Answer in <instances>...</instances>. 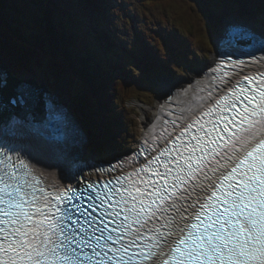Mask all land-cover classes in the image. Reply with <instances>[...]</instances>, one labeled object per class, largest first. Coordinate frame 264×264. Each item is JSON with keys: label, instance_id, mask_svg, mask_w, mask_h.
<instances>
[{"label": "snow or ice", "instance_id": "1", "mask_svg": "<svg viewBox=\"0 0 264 264\" xmlns=\"http://www.w3.org/2000/svg\"><path fill=\"white\" fill-rule=\"evenodd\" d=\"M241 40L256 74L222 80L223 94L206 111L178 127L170 122L164 148L146 166L96 194L105 198V215L123 220L115 237L104 236L107 225L94 229V245L72 227L78 221L68 205L76 192L40 187L24 160L11 155L20 150L8 137L37 127L39 107L56 116V105L33 99L23 86L4 99L9 84L0 80V264H264V56L254 55L264 53V36L243 33ZM89 247L90 255L83 251Z\"/></svg>", "mask_w": 264, "mask_h": 264}, {"label": "trees", "instance_id": "2", "mask_svg": "<svg viewBox=\"0 0 264 264\" xmlns=\"http://www.w3.org/2000/svg\"><path fill=\"white\" fill-rule=\"evenodd\" d=\"M148 1L151 6H160L163 18H168L169 22L166 20L164 26H157L142 37L131 52L128 50V58L133 62L130 64L121 56L125 53H122L118 39L108 31V27L120 35L124 31L111 24L112 16L108 11L110 7L107 8L108 14L100 10L98 20L88 23L85 13L81 15L80 12H74L72 15L65 13L62 9V4L65 3L61 0H0L2 16L0 28L4 34L2 37L6 38L8 42L6 46L14 60L29 61L34 69L44 66L48 68L49 76L56 73L57 68H61L62 72L66 71L71 77L69 81L74 88L71 95L69 92L68 95L74 105L82 110L84 117L78 115L76 111L75 115L84 119L87 131L89 128L95 130L98 146L107 151L117 150L116 141L113 140L114 133L124 132L127 126L132 125L128 124V121L133 122V120L132 114L128 113L127 104L138 97L134 95L140 93L139 91L148 84L150 78L152 80L149 70L154 72L164 69L162 63L168 64L167 61L161 60L164 52L170 60L178 59L176 63L173 62L177 67L179 64L182 65L181 62L187 60L184 57L188 54L187 47L192 44L191 36L196 24L190 2L199 4L200 1ZM201 1L212 4L215 0ZM106 3L111 4L109 0ZM75 7L81 8V4L75 3ZM177 23L182 27L178 28ZM91 27L98 33L102 30L108 31L106 35L103 33L107 39L103 46L105 49L94 42L92 34H97L90 32ZM0 47L5 46L0 42ZM117 79H120L122 85L125 83L128 85L132 95L121 98ZM118 97L122 101H119ZM120 102L122 106L115 109ZM102 104H105L106 108L111 106L108 113V109L102 107ZM96 117H100V123L97 122ZM98 124L102 126L105 137L108 131H111L110 141H106L107 143L100 139ZM87 133L89 140L93 141V134Z\"/></svg>", "mask_w": 264, "mask_h": 264}, {"label": "rangeland", "instance_id": "3", "mask_svg": "<svg viewBox=\"0 0 264 264\" xmlns=\"http://www.w3.org/2000/svg\"><path fill=\"white\" fill-rule=\"evenodd\" d=\"M115 1L117 5H120L122 8L128 6V15L129 13H134V12H137L139 15H142V17L139 19L136 25L128 24V32H127L128 34L126 35L125 39L127 41L126 44L128 48H132L135 46L133 45V43L135 42V38H136L134 34V29H139L143 27V29H147L146 31L150 33L149 31L152 32V29L150 30L148 27L152 26V23L150 22L148 23L147 22L148 20L145 17L146 15L144 13L145 9L143 5L144 1L142 0H115ZM193 1H200V2L199 4H193L192 2L189 1L190 9L192 10L193 12L192 15L194 16L193 20L196 26L194 27L193 35L191 36L192 44L189 47H187L188 50L186 51V53L188 54L184 55V57L187 60L182 61L181 63L183 64L182 65L179 64V66L177 67L174 63H176L178 59H174V61H172L168 58L167 53L164 52V56L161 58V60H164L165 62L167 61L168 64L162 63V66L165 67L166 71L168 72L165 71L161 73L162 71L161 72L154 71L155 74H153V72L148 69L151 72L152 80L150 78L148 80V84L142 87V89L139 91L140 93L134 95V97L137 96L138 97L130 100L127 104V107L129 109L128 113L132 114V120H133V122L128 121V124H132V125L127 126L124 132L116 131L114 133L113 140L116 141L115 147L117 150L113 151L114 149H109V151H107L100 148L97 144L96 135H94L95 130L93 128L92 129L89 128L88 129L89 131L87 132H89V134H93L94 139L93 141H89L88 139L87 141H83L84 143H82V145L85 146V154H87L88 156L98 157L100 159L103 158V160H106L112 157L113 155L117 154L116 152L118 151V149H123L128 146H130V149L134 148V146L137 144L141 131L144 130L145 128L142 123L143 122L141 117L142 113L138 105L154 107L158 104L157 108L159 109V104H160L159 99L162 97V94L165 91V89L162 88V86H164L162 83L164 80L171 81L172 79H178V78L188 79L189 76L192 77L193 75L192 73L195 72L199 73V71L203 72L204 70H201L203 69L202 65L205 62L208 63V60L212 56V53L214 52V50H216L215 48L219 41V37L222 35V32L223 31L225 32V29H228L226 33L230 31L231 27H228V23L238 21L241 24V22H246L252 28H260V30L263 31L262 35H264V26L261 25L263 23L261 21V18L258 17L262 12L264 13V5L259 0L258 3H256L257 0H215L212 4L208 2H203L201 0H193ZM252 8L257 10L256 12L255 10H253V13L256 15V17L252 14V10H250ZM157 13H158V9H154L151 13V16L153 17L157 15ZM133 22L135 23V20H133ZM176 26L182 27L178 23L176 24ZM257 31L259 30L257 29ZM223 35H225V33ZM1 36H2V32H0V40H1ZM2 40L5 42V45H7L8 42L6 38H2ZM146 48L150 49V47H146ZM5 60L10 65V70L12 69V65L15 66L16 70H18L20 76H22L23 78L25 79L33 78L35 80L36 79L41 80L44 83H47L48 80V82H50L49 88L52 89L53 93L55 94L57 89L60 88L61 91L60 94L62 95V97H59L57 95L59 97V98L57 97V99H59V101H61L62 99V103L67 105L66 108L69 112L74 113L76 111L78 115L83 116L82 110L78 109L77 105H74V102L71 101L68 95V92L71 95V91L74 88L71 84H70V88H69V84L67 87L66 79L63 78L65 76L67 78L66 71L63 72L61 77L56 76L54 73V76H50L47 79V73L45 71L46 67L42 66L40 72H36L33 71L32 68L30 67L29 61L18 60L16 61L17 64H15L14 58H12L8 49L6 47H0V65L3 63V61L5 62ZM171 67H173L174 69H172ZM56 72L61 73L62 69L58 68L56 69ZM171 72L172 74L170 75L167 74ZM117 80H118V88L121 91L120 93L121 98H127L130 95H132V92L128 90V85L126 83L122 85L120 79ZM185 83L186 81L184 80L180 84H177L176 86L184 85ZM173 86L174 85H172L171 87ZM110 88L112 91V87ZM121 98L118 97V100L122 101ZM101 106L104 107L105 109H108L107 113L109 112L110 110L109 108L111 107L110 106L109 108H106L105 104L104 105L102 104ZM121 106H122V102L118 103L115 109L120 108ZM112 109L114 108L112 107ZM158 111L159 110H157V113ZM151 114L152 112L150 113V115ZM153 116L154 115L150 116L151 120L149 124L154 120V118H152ZM96 120L99 123L100 117H96ZM100 126L98 125V127ZM99 129H100L99 131H100L101 141L104 143L108 140L110 141L111 131L109 130L105 137L104 134H102L101 128ZM115 129L116 128H114L113 131H115Z\"/></svg>", "mask_w": 264, "mask_h": 264}, {"label": "bare ground", "instance_id": "4", "mask_svg": "<svg viewBox=\"0 0 264 264\" xmlns=\"http://www.w3.org/2000/svg\"><path fill=\"white\" fill-rule=\"evenodd\" d=\"M43 6V5H42ZM49 7V6H48ZM54 10V9H53ZM2 17V16H1ZM134 18H136V16L134 17ZM234 20V19H233ZM136 22V21H135ZM138 22V21H137ZM136 22V23H137ZM253 25V24H252ZM228 27H231L230 28V31L228 32V33H226L227 31H228V29H225V32L223 31L222 32V35L219 37V41H224V39H226V38H228L229 37V35L231 34V36H236V35H238V34H243V33H252V34H255L256 36H264V35H262V32L263 31H261L260 30V28H252L250 25H248L246 22H241V24H240V22H230V23H228ZM257 29L259 30V31H257ZM225 33V35H223ZM241 42H245V41H241ZM140 46V45H139ZM217 47H218V43H217V45H216ZM216 49V48H215ZM235 49H237L235 46H234V44L232 43V44H229V45H226V46H222L220 49H219V52H220V54H221V56L222 57H227L228 59H230V58H233L234 57V52H233V50H235ZM216 50L212 53V56L210 57V59L208 60V63L207 62H205L203 65H202V68L203 69H201V70H207L208 68H210V67H212L214 64H216V60H217V58H216V56L219 54V52H216ZM260 57V53L258 54V58ZM210 62H212V63H210ZM243 65H246L249 69H248V71H252V73L253 74H256V73H254L253 72V70H256V68L258 67V65H253V66H249L247 63H244ZM243 74H245V75H248L247 74V72H242ZM193 75H192V77H190L189 76V78L188 79H185V78H178V79H172L171 81H169V80H164L162 83H163V85L164 86H166L167 88H170V89H168V91H167V94L165 95L164 93L162 94V97L159 99V101H160V103L162 102V100H163V98L164 97H166L167 95H169L170 94V92L172 91V90H177L178 88H180V89H183V88H186V87H188L184 92H183V94L185 95V97L184 98H180V97H178V100H181L182 102H187V101H189V99L191 98V95H188L189 93H188V91L189 90H193V89H191V82L193 81V80H195V79H199L201 76H202V71L200 72L199 71V73L198 72H195V73H192ZM29 77V76H28ZM187 78V77H186ZM186 81V83L184 84V85H179V86H176L177 84H180L182 81ZM208 82H209V84H210V87H211V89H212V92H213V94L216 96V95H218L219 93H221V89L223 88V86L218 82V81H214L213 82V79H212V77L211 76H209V79H208ZM12 84H14V83H16V82H11ZM10 83V84H11ZM172 85H174L173 87H171ZM43 88V86L42 85H40L39 83H37V90H40V89H42ZM29 91L32 93V94H34V93H36V91L35 90H32V89H29ZM48 92H49V90H48ZM51 92V94H52V91H50ZM49 92V93H50ZM58 92V93H57ZM60 88L59 89H57V91H56V96L58 95L59 97H62V95L60 94ZM11 94H12V92H11ZM10 94V95H11ZM34 95H36V94H34ZM158 101V102H159ZM60 103H62V99H61V101H60ZM158 105V104H157ZM157 105L156 106H152V107H147V106H143V105H138V107H139V109H140V111H141V113H142V123H143V126L145 127L144 128V130H142L141 131V133H140V136H139V139L142 137V132H144L147 128H150V126H151V124L153 123V121L156 119V114H157V110H159L160 109V104H159V109L157 108ZM152 112V114L151 115H154L152 118H154V120L149 124V122H150V113ZM141 123V124H142ZM138 139V140H139ZM33 139H31L29 142L30 143H33ZM80 141H81V138H80V136L78 135V138H77V140H76V147L79 149V151H80V157H82V159L83 160H87L88 161V159H90L91 158V156H88L87 154H85V146L84 145H80L79 143H80ZM34 146H35V148H36V153H37V155H38V158L39 159H41L42 161H44V163H45V165H46V171L47 172H49V173H53V175H57L58 174V171H57V167H56V162H55V158H54V155H53V153L46 147V146H44V145H42L41 143H38V142H35L34 143ZM16 156H17V154H16ZM15 156V157H16ZM21 156V155H20ZM73 156H74V154H73ZM14 157V158H15ZM103 159V158H102ZM111 159V157L110 158H108L107 160H110ZM62 175L65 177V173L64 172H62ZM92 243H93V245L95 244V240H93L92 239Z\"/></svg>", "mask_w": 264, "mask_h": 264}, {"label": "water", "instance_id": "5", "mask_svg": "<svg viewBox=\"0 0 264 264\" xmlns=\"http://www.w3.org/2000/svg\"><path fill=\"white\" fill-rule=\"evenodd\" d=\"M19 84H21V83H19ZM20 86V85H19ZM18 87V86H17ZM17 87H14L13 88V90H12V92L13 91H15V89L17 88ZM45 91H47L48 92V88H45ZM9 92H11V91H9ZM50 95V94H49ZM33 99H39V97H38V95L36 96V95H33ZM73 115V114H72ZM74 117V119H75V123L77 124V121H78V133H79V135H80V138H81V141H82V143H84L83 141H87V139H88V137H87V135H86V132H85V126H81V122L78 120V117H76V116H73ZM56 124L59 126V127H63L64 126V123L62 122V121H60V120H58L57 122H56ZM58 147H59V149L60 150H62L65 154H69L70 153V149H69V147H68V145L65 143V142H60V141H58ZM90 160H91V158H90ZM78 161V160H77ZM86 168V167H85Z\"/></svg>", "mask_w": 264, "mask_h": 264}]
</instances>
